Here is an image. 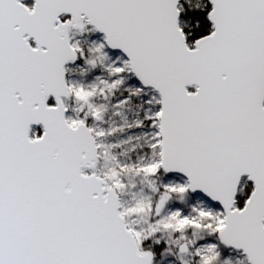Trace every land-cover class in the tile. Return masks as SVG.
<instances>
[{"label": "snow or ice", "instance_id": "1", "mask_svg": "<svg viewBox=\"0 0 264 264\" xmlns=\"http://www.w3.org/2000/svg\"><path fill=\"white\" fill-rule=\"evenodd\" d=\"M101 100L142 102L147 157ZM0 264H264V0H0Z\"/></svg>", "mask_w": 264, "mask_h": 264}, {"label": "rangeland", "instance_id": "2", "mask_svg": "<svg viewBox=\"0 0 264 264\" xmlns=\"http://www.w3.org/2000/svg\"><path fill=\"white\" fill-rule=\"evenodd\" d=\"M80 39H84V40H100L102 38V35L99 33H94L91 35H86L85 37H77ZM110 55L112 56L113 59H115V57L117 55H120V53L117 52H111L109 50ZM82 63V62H80ZM69 69V73L67 74V78L69 80H80L82 79L78 72H76L74 69L76 65H71L68 66ZM98 73H92L87 77L88 81H91L94 77V75H96ZM129 84L131 85H137L138 82L135 80V78H132L129 81ZM99 103H103L106 106V113H105V119L103 122H101L99 124L100 127H103L105 129H122V131L117 132L115 135L108 137L106 142L109 144H114L117 145L118 147L114 150V154L118 157V159L122 160V161H126V160H137L138 158H142V157H147L149 155V153H147L145 151L147 142H148V136L145 134L144 130H137L135 128V123L138 119L141 118L142 115V102L140 101H135L130 103L129 105H127L126 107H124L123 109H114L112 107V104L115 103L114 100H112L111 102L109 101H98ZM78 110V108H77ZM119 112V114H115L116 112ZM101 171L103 170V167H101L100 169ZM172 178V179H176L178 181H183L184 178L178 175H174L172 177H164L165 182L167 181V179ZM129 183H131L132 185H134V189H130L129 194H126L125 196L122 197L123 201L126 204H131L133 203V195L132 192L133 190L135 191V199H141V198H147L149 196H152L153 198H156V194L152 193L149 189V184L153 183L152 181H148V180H144L142 178L139 177H133L129 179ZM158 183V182H157ZM204 202L205 204H207L210 207H214L208 203H206L205 201L196 198L192 195H188L185 197V205H179L176 204L174 202V204L172 205L173 207H183L185 209V211H187L188 209H190L193 206H199L200 202ZM134 222L137 223L138 225L143 226L146 223L145 218L143 217H136L134 218ZM200 235L201 234H193V233H189L187 236V239L190 240H194V241H199L200 239ZM162 240L168 241L169 243L172 240H176V239H180L179 237L172 235L169 236L167 233H164L161 236ZM208 239H212V238H208ZM163 243V242H162ZM174 247V246H173ZM223 255L228 256L230 255L233 260H235L236 258H243L242 255L238 252H234L232 250H228V249H221ZM159 253V252H158ZM157 259L159 260L160 257L157 256ZM189 259L190 258H186Z\"/></svg>", "mask_w": 264, "mask_h": 264}, {"label": "water", "instance_id": "3", "mask_svg": "<svg viewBox=\"0 0 264 264\" xmlns=\"http://www.w3.org/2000/svg\"><path fill=\"white\" fill-rule=\"evenodd\" d=\"M25 2H26V3H27V2H31V3H32V0H25ZM99 34H101V33H99ZM101 35H102V34H101ZM110 51H111V52H117V53H119V50H110ZM71 65H74V64H69V65H67V67H68V66H71ZM34 127H38V126H34ZM174 175H178V176L183 177V176L180 175V174H169L167 177H172V176H174ZM183 178L186 179L185 177H183ZM245 179H246V178H245ZM249 183L252 185L251 181H249ZM191 195L194 196V197H196V198H199V199L205 201L206 203H208V204H210V205H212V206H214V207H219V205H218L217 202H212L209 198L205 197L202 193L197 192V193H195V194H191ZM231 250H232V249H231ZM233 251H236V250H233ZM236 252H239V251H236Z\"/></svg>", "mask_w": 264, "mask_h": 264}, {"label": "trees", "instance_id": "4", "mask_svg": "<svg viewBox=\"0 0 264 264\" xmlns=\"http://www.w3.org/2000/svg\"><path fill=\"white\" fill-rule=\"evenodd\" d=\"M28 4L30 5L31 3L28 2ZM201 19H203V14H201ZM204 27H205V29L208 27V24H207L206 21H205V23H204ZM251 187H252V185L248 182V187H247L246 190H245V196H246L247 193L250 191ZM245 196H240V197H238V198L241 199V200H243V199L245 198ZM154 250H155L157 253L160 251L159 248H155Z\"/></svg>", "mask_w": 264, "mask_h": 264}]
</instances>
